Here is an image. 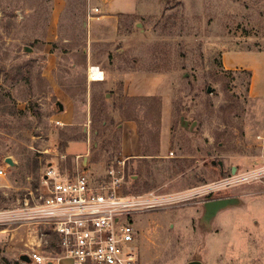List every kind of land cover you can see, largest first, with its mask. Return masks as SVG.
I'll return each mask as SVG.
<instances>
[{"label": "rangeland", "instance_id": "rangeland-1", "mask_svg": "<svg viewBox=\"0 0 264 264\" xmlns=\"http://www.w3.org/2000/svg\"><path fill=\"white\" fill-rule=\"evenodd\" d=\"M92 1L0 0V264H29L3 233L19 223L5 217L53 159L94 181L125 161L126 194L167 201L134 216L138 264L264 263V184L232 182L264 155V105L222 62L264 50V0H133L111 44L90 31ZM89 50L117 75L111 84L89 82ZM56 84L72 94L70 126ZM124 132L137 133L139 156L122 154ZM228 197L239 203L201 224L204 203Z\"/></svg>", "mask_w": 264, "mask_h": 264}, {"label": "built area", "instance_id": "built-area-1", "mask_svg": "<svg viewBox=\"0 0 264 264\" xmlns=\"http://www.w3.org/2000/svg\"><path fill=\"white\" fill-rule=\"evenodd\" d=\"M91 69L100 67H90L89 77ZM125 164L119 161L117 168H110L103 179L94 181L80 170L70 176L59 160L47 161L40 189L26 195L19 209L5 217L7 223L14 220L24 229L27 240L22 255H28L29 264H59L62 259L71 264H138L134 216L167 201L126 194ZM0 176H7V172L1 169ZM232 182L264 184V157ZM43 245H54L58 254L42 253Z\"/></svg>", "mask_w": 264, "mask_h": 264}, {"label": "crops", "instance_id": "crops-1", "mask_svg": "<svg viewBox=\"0 0 264 264\" xmlns=\"http://www.w3.org/2000/svg\"><path fill=\"white\" fill-rule=\"evenodd\" d=\"M134 1L133 0H93L89 7L88 23L90 26V31L100 30L104 31V39L101 42H109L110 44L114 42L113 37L119 30V16L125 13H131L132 8L129 7ZM129 5V6H128ZM97 9V11H96ZM95 14L94 16H92ZM86 63H88V69L92 66H98L97 63L92 62L95 56H92L91 50L87 51ZM96 60V59H95ZM222 62L226 70H245L251 72V78L248 84V95L249 97L256 101L260 105H264V50H239L226 52L223 55ZM95 63V64H94ZM100 67V66H98ZM104 72V78L99 81H94L88 76L89 82H95L100 86H106L108 83L111 84L112 81L117 79V75L112 72L108 67L101 69ZM69 88V87H68ZM56 94L62 97V105L64 107L63 111H60L59 117L61 121L66 125H72L74 122V103L72 101L71 92L67 89L64 90L61 86L56 84L54 86ZM137 90L148 92L149 86H140ZM133 128V127H130ZM122 142V154L128 158L130 156L140 155V142L137 133L135 132H124ZM264 140V136H262ZM82 142V140H72L71 144ZM85 142V141H83ZM136 143V147L133 146ZM86 144V143H85ZM132 146V147H131ZM70 146L67 148V153H69ZM87 149V148H86ZM84 152H78L74 154L77 157L85 155ZM70 154V153H69ZM85 157V156H84ZM264 157V155H263ZM262 157V158H263ZM87 163V159L84 158V164ZM10 229L6 228L3 230L4 234L8 236V244L14 246L18 251V256L20 257L25 249V242L27 237L24 233L23 228L15 229V231L10 232ZM54 244V239H52ZM40 251L46 255H57L58 249L54 245H43ZM59 264H71L67 259H62ZM226 264H264L263 262H233Z\"/></svg>", "mask_w": 264, "mask_h": 264}, {"label": "water", "instance_id": "water-1", "mask_svg": "<svg viewBox=\"0 0 264 264\" xmlns=\"http://www.w3.org/2000/svg\"><path fill=\"white\" fill-rule=\"evenodd\" d=\"M28 51H30V48H27ZM210 92V89H209ZM59 110L63 111L64 107L63 105L59 102L57 103ZM6 163L15 166L16 164L11 158H6ZM218 165L220 166L221 170H224V163L222 161L217 162ZM213 164H216L215 161H213ZM236 168H232V174H235ZM239 203V200L235 197H228V198H220V199H214V200H209L204 203V213L200 219L201 224L205 225L207 228H211L212 222L215 219V217L223 210L237 205ZM20 260L25 262V263H30V258L28 255L23 254L20 256ZM187 264H204L203 262L199 260H194L190 261Z\"/></svg>", "mask_w": 264, "mask_h": 264}, {"label": "bare ground", "instance_id": "bare-ground-1", "mask_svg": "<svg viewBox=\"0 0 264 264\" xmlns=\"http://www.w3.org/2000/svg\"><path fill=\"white\" fill-rule=\"evenodd\" d=\"M104 78V74L102 73V70L98 69H91L90 71V79L94 81H99Z\"/></svg>", "mask_w": 264, "mask_h": 264}, {"label": "trees", "instance_id": "trees-1", "mask_svg": "<svg viewBox=\"0 0 264 264\" xmlns=\"http://www.w3.org/2000/svg\"><path fill=\"white\" fill-rule=\"evenodd\" d=\"M248 50H252V49H248ZM258 51H263V50H258ZM225 71L227 72H233V71H230V70H226ZM241 73L245 74L248 78V84H249V81H250V78H251V72L250 71H245V70H241L240 71ZM15 264H18V262H16Z\"/></svg>", "mask_w": 264, "mask_h": 264}]
</instances>
